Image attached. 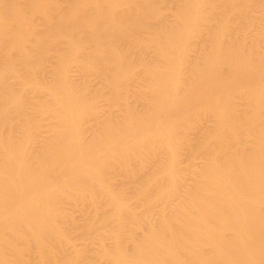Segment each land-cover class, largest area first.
<instances>
[{"label":"bare ground","instance_id":"1","mask_svg":"<svg viewBox=\"0 0 264 264\" xmlns=\"http://www.w3.org/2000/svg\"><path fill=\"white\" fill-rule=\"evenodd\" d=\"M0 264H264V0H0Z\"/></svg>","mask_w":264,"mask_h":264}]
</instances>
